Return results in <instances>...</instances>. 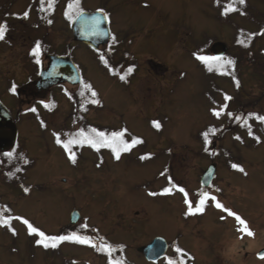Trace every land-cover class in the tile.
<instances>
[{
  "label": "rangeland",
  "instance_id": "rangeland-1",
  "mask_svg": "<svg viewBox=\"0 0 264 264\" xmlns=\"http://www.w3.org/2000/svg\"><path fill=\"white\" fill-rule=\"evenodd\" d=\"M9 1L16 5L8 6ZM225 1L58 2L55 18L47 20L53 21L52 25L47 22L43 32L48 35L52 51L73 56L84 76L83 84L79 89L67 85L63 91L51 89V94L47 93L54 96L53 101L41 105V111L35 107V112L30 110L37 104L33 99L17 101L16 105L4 97L11 109L20 103L21 110L29 107L25 116L12 118L18 136L13 158L24 155L22 163L29 158L32 165L18 187L5 184L0 173V212L6 218L28 220L49 237L79 233L84 237L88 234L96 245H105L106 240L114 246L126 245V258L133 264H150L137 249L155 236H162L171 245L168 257L157 264H169L177 246L189 257L180 256L186 264H264V259L256 256L264 249V135L258 130L254 138L241 128L238 139L251 148L242 145L232 133L215 142L207 140L208 146L199 142H204L202 133L208 126L226 127L239 104L244 115L264 116V60L259 56L264 51V39L256 40L251 47L260 70L256 71L246 63L248 54L234 47L240 38L235 36V29L248 26L243 14L220 18L214 9L215 4ZM28 2L31 0H0V9L6 5L4 10L10 8L6 12L21 13ZM246 2L264 13L258 0ZM69 4H73L72 9ZM100 9L109 15L110 36L107 46L95 53L75 42L71 25L81 11ZM217 41L225 43L227 53L242 63H236V58L226 53L209 70L197 56H212L210 47ZM199 44L203 50L196 52ZM18 51L0 54V72H10L17 83L24 81ZM109 52L114 54L112 67L120 74L128 63L135 62L137 69L124 85L117 81L118 72L97 63L101 57L106 60ZM227 60L234 64H226ZM0 82L3 95L8 83L1 73ZM85 85L90 86V91ZM93 90L101 99V107L87 116L91 129L104 128L110 136L124 132L125 141L136 138L142 143L122 152L119 160L107 152L102 162L90 149L83 148L76 166H71L69 154L56 145V137L63 142L65 136L69 138L79 128L69 130L72 109L68 98L82 91L91 94ZM47 93L35 94L34 98L46 99ZM225 96L234 101L229 103ZM214 111L220 116L213 115ZM154 121L160 123L159 130L153 127ZM214 143L220 150L213 154L216 179L210 190L201 191L199 178L210 163L205 154ZM142 156L146 158L141 160ZM233 164L244 171L234 169ZM177 187L188 193L194 209L200 199L198 193L208 192L216 201H207L202 213L186 215L188 206ZM165 189L172 194H162ZM216 202L239 215L254 236L244 235L241 239L235 218L217 209ZM73 210L80 214L77 228L69 226ZM10 224L15 235L8 227H0V264H105L106 259L96 257L90 245L64 241L58 242L56 248L45 249L36 243L40 237L29 235L20 220L12 219Z\"/></svg>",
  "mask_w": 264,
  "mask_h": 264
},
{
  "label": "trees",
  "instance_id": "trees-1",
  "mask_svg": "<svg viewBox=\"0 0 264 264\" xmlns=\"http://www.w3.org/2000/svg\"><path fill=\"white\" fill-rule=\"evenodd\" d=\"M258 1L262 4V8H264V0H258ZM232 2H233V0H227L225 2L220 3L219 4L220 6L215 4L214 9H217L216 10L217 15H219L220 18L221 17L222 18L227 17L228 14H234L235 13V14H238L240 16H242V14H243L242 18L247 21L248 26L246 28L245 27L241 28L240 26H237V28L235 29V30H237L235 36L240 37V38L238 39V42L236 39L235 42H237V43H235L234 47L237 48L238 50H240L241 52L247 53L248 55H245L247 57V58H245L247 61L246 63L251 65L252 69H255L256 71H260L256 67V64H257L256 57H255L256 52H253L251 50V47H252V44L256 40L264 39V35L259 34L261 32H264V13L261 12V10L259 11L255 6H253V7L250 6L246 2L243 5H240L238 3L234 4V7H236L238 10L235 12H229L227 15H224L223 13L226 10V6ZM248 40L251 41L252 43L248 44L249 43V42H247ZM241 41H243L244 43L241 44ZM191 42L195 43V40L192 38ZM202 50H203L202 45L199 44L196 46V50H195L196 52L202 51ZM195 51H193V49L191 50L192 53H194ZM113 56H114L113 52H109L108 54H105L107 66H109V67H112ZM191 56H193V55L191 54ZM229 56L231 58L232 57L236 58V56L232 53L231 54L229 53ZM259 56L262 57V59L264 60V51H260ZM237 59L238 58L235 59L236 63H239V64L242 63V62H239ZM98 63H99V65H101L103 67H107L105 65V63L101 60V58L99 59ZM234 78L237 79V77H234ZM231 82H233V80ZM262 95H264V93H262ZM68 100H69V105L72 109V111L69 114V118L72 119L70 121L69 130H72L75 126H78L79 128L77 131L74 132L73 135H72V133L69 134V136H70L69 138H67L65 136V139L62 143H67V141L70 139H74V138L78 139V133H80L81 131H83L86 136L93 135L92 129H91L92 124L88 121L87 116H88V114H90V112L96 111L99 107H101L99 104L100 102L98 104L92 103L93 100L99 101L98 95L96 94L95 97H92V95L90 93L87 94L85 91L80 92L76 96H73V95H72V97L70 96L68 98ZM233 101H234V99H232V98L230 100H228L229 103H231ZM236 108L237 109H235L236 112H235L234 117L232 119L228 120L229 123L227 122L226 127H223L221 129H216V128L210 126L209 128H207L205 130V132L208 134V136L211 139H218V138L221 139L222 137L225 136V134L232 133L235 136V138H237V140H239L238 137H240L241 134L239 135L237 133L241 131V128H243L242 130H244L245 133L251 132L254 135V138L256 137L255 133L258 130H259L258 132L261 133V135H264V128L261 131L262 126H264V123H260L258 120H256L254 115L250 116V114H247V115L242 114V112L240 110V108H242V107L240 104L237 105ZM248 108H250V106ZM244 120H247L248 126H245L243 124ZM258 125H259V127H258ZM260 127H261V129H259ZM96 131L103 132V133H105V135L110 136L108 133L105 132L104 128H102V130L98 129ZM239 141H241L242 145L251 148V146L249 144H247L245 141L243 142V139L242 140L240 139ZM56 145L61 146V144H57V143H56ZM70 148H71V152L75 154L76 163L78 161L80 151L83 148L90 149L93 152V154H95L98 157L99 160H102V157L104 156L105 152L111 151V150H109V148H105V147H101L100 150L97 151L87 143H85L83 145L74 144V145L70 146ZM63 151L65 153H67V155L69 154V152H66L64 150V148H63ZM224 152H226V151H224ZM23 156L24 155H22V157H20L19 159H14L13 158V152H12V158L5 159L7 161H0V173H1V176L4 178V179L3 178L2 179L4 180L5 184H7L9 187H12V188H13V186L18 187L19 184L23 183L25 180V174L31 168L32 160H30L29 158L28 159L26 158L27 162L22 163L23 162L22 158H25ZM69 163L71 164V166H76V163H72L71 160L69 161ZM35 188H38V187H35ZM1 207H2V204L0 202V208ZM125 250H126V246L121 245L119 247L111 248L110 254L107 251L102 250V252L99 253V256L100 257L103 256L106 259L107 264H109L110 261H112V264H115L116 261H120L121 264H129L124 257H121L124 254ZM180 256L181 255H178V256L175 255V257L172 258V261L176 262V261L181 260ZM183 256H185V255H183ZM188 258H189L188 256L184 257V259H188Z\"/></svg>",
  "mask_w": 264,
  "mask_h": 264
},
{
  "label": "snow or ice",
  "instance_id": "snow-or-ice-1",
  "mask_svg": "<svg viewBox=\"0 0 264 264\" xmlns=\"http://www.w3.org/2000/svg\"><path fill=\"white\" fill-rule=\"evenodd\" d=\"M75 3L78 5L79 4V0H75ZM236 3H238L240 5H243V4H245V0H233L232 3H230L229 5L226 6V10H225V12L223 14L227 15L229 12L237 11L238 9L236 7H234V4H236ZM53 4H54V0H48V8H51L53 6ZM72 7H73V4H69L68 5L69 9H72ZM98 12L100 13L99 16H96V17L92 18V20L90 22H86V23H88L89 30L94 35H99L100 34V25L102 23H104L105 21H107V19H108L107 15L103 13L102 9L98 10ZM79 15L82 17L84 14L82 12H80ZM27 17H28V12H25L24 13V18H27ZM68 18L71 19V16L69 15ZM6 30H7V25L6 24H0V40H4L5 39ZM259 34L260 35H264V32H261ZM113 39H115V38L113 37ZM241 43H244V42L241 41ZM39 47H40V45L37 44L36 45V49H34V51H33V55L36 54V52L39 49ZM197 59L200 60L205 65H207L209 67V70H211L212 63L221 62V60H222V58H220V57H213V56H197ZM101 60L107 66V61L104 60L103 57H101ZM37 63H39V61H37ZM226 64L233 65L234 61L227 60ZM133 70L134 69L129 68L127 73L125 75H120L119 78L121 80H126V76L131 74V72ZM85 88L90 91V86L85 85ZM13 91H15L14 88H13ZM91 95H92V97H95L96 93L94 91H92ZM230 99H231V97L225 96V100H230ZM92 103L98 104L99 101L98 100H93ZM30 110L32 112L36 111L35 108L30 109ZM220 114L221 113L218 112V111H214L213 112V115H215L217 117H219ZM229 115H231V113H229ZM252 115H254V114H250V116H252ZM255 119L258 120L260 123H264V116H255ZM243 124L245 126H248L247 125V120H244ZM153 127L156 128L157 130H159L161 125H160V123L158 121H154L153 122ZM92 133H93V135L86 136L85 133L83 131H81L80 133H78V139L77 138L70 139V140L67 141V143H62L60 137L57 136L56 137V143L57 144H61V146L64 148V150L66 152H69V159L71 160L72 163H76L75 154L71 152V148H70V146H72L74 144L83 145V144L87 143V144H89L92 148H94L97 151H99L101 147L109 148L114 153L115 158L117 160H119L122 152H128L135 145H137L139 143H142V141H140V140H138L136 138H133L131 140V142L125 141L123 139L124 132L112 133L111 136H107V135H105V133L99 132V131H96L95 129H93ZM249 135H251V132H249ZM204 136H205V142L207 143L208 134L205 133ZM6 155L9 158L12 157V153L11 152L6 153ZM145 158L146 157H143V156L140 157L141 160H143ZM232 167L234 169H237V170L241 171V172L244 171L243 168L239 167L236 164H233ZM25 191L27 192L28 190L25 189ZM178 191L183 193V195H184V203L188 206V212L186 213V215H194L196 213H202L203 210H204V207L206 206V202L207 201H209V200L216 201V197L209 195L208 192L198 193V196L200 197V199L198 201V206L194 209L192 202L188 199V193L183 188H178ZM162 194H172V193H171L170 189H165ZM150 195H155V193H150ZM215 207L217 209H220L223 212H226L227 216L235 218V220L237 222V225H238L237 226V231L242 233V235L240 237L241 239L244 238V235H247L248 237H253L254 236V233L248 228L246 222L239 215L235 214L230 209L225 208L219 202L215 203ZM223 218L224 217H221V219H223ZM12 219L20 220L24 225H26L29 235L35 234L38 237H40V239H38L36 241V243L38 245H42L45 249H47L49 247L56 248L58 246V242H64V241L74 242V243H78V244H82V245L86 244V245H90L92 247H97V245L95 243H93L92 241H90L87 237L81 236V235L76 234V233H73L71 236H58V237L46 236L44 232L39 231L38 229L33 227L32 224L28 220L23 219L21 217H11V216H8L6 218L3 215V212H0V227H8L9 230L12 231L13 235H15L16 233H15V230L11 228L10 221ZM99 247H100L101 250H104L105 248H107L108 249V253L109 254L111 253L110 246L100 245ZM176 251L181 256L185 255L182 252V250L179 249V248H177ZM259 258L260 259H264V254H261ZM109 264H112V261H110ZM115 264H121V262L120 261H116ZM169 264H186V262L183 259H181V260L176 261V262L169 261Z\"/></svg>",
  "mask_w": 264,
  "mask_h": 264
},
{
  "label": "flooded vegetation",
  "instance_id": "flooded-vegetation-1",
  "mask_svg": "<svg viewBox=\"0 0 264 264\" xmlns=\"http://www.w3.org/2000/svg\"><path fill=\"white\" fill-rule=\"evenodd\" d=\"M6 4H8V6L13 4L14 6L16 5V2L13 3L12 1H9V3L7 2ZM5 7L6 5L0 9V24L7 25L5 39L0 40V54L5 55L10 52L12 53L18 51L20 48L18 51L20 53L19 69L24 80L23 82L17 83L14 76L10 77V72L6 74L0 72L3 74L5 82L8 83V87L5 88L3 95H0V102L5 106L14 119L15 115L21 116V113L25 111V108H23L24 110H21L20 107L23 104L19 102L20 106L11 109L8 103L5 102L4 97L10 99L12 102L14 100L15 104L20 100L21 102H29L32 99L38 102L41 101L42 99L34 98L35 94L47 93L39 90L37 87L39 73L42 69L46 68L49 61V55H61V53L52 51L50 46L51 43L47 42L46 39L48 38V35L43 32L47 23V17L48 19L55 18V16L50 14L51 10L48 13H45L43 9L40 10L38 7L30 8L29 4H26L21 10V13L11 14L6 12L7 10H10V8L8 7L4 10ZM25 12H28L27 18H24ZM48 24L51 26L52 22H48ZM37 44H39L40 47L36 54L33 55V51L36 49ZM44 45L49 46L44 47ZM37 61H39V63H37ZM13 88L15 91H13ZM7 134L8 131L0 130V135L6 136Z\"/></svg>",
  "mask_w": 264,
  "mask_h": 264
},
{
  "label": "water",
  "instance_id": "water-1",
  "mask_svg": "<svg viewBox=\"0 0 264 264\" xmlns=\"http://www.w3.org/2000/svg\"><path fill=\"white\" fill-rule=\"evenodd\" d=\"M83 16L78 15L73 22V38L76 42L83 43L94 50H98L100 46L107 44L110 36L108 29V20L100 25V34L94 35L88 27V23L92 18L99 16V12L87 13L83 12ZM228 51V46L225 43L216 42L211 45L210 52L214 57H222ZM62 82H67L71 85H78L81 82L79 73L74 64L65 58L53 57L48 69L41 74L39 81L42 88L53 86ZM0 110L4 111L3 116H0V129H9L7 137L0 136V151L14 147L16 140V128L9 114L0 106ZM0 111V112H1ZM216 165L211 164L202 174L200 185L202 188H208L215 176ZM80 216L77 211H74L70 216V223L78 222ZM167 251V243L162 238L153 239L148 245L140 247L137 252L144 256L147 261L156 262L163 258ZM264 254V250L258 253V257Z\"/></svg>",
  "mask_w": 264,
  "mask_h": 264
},
{
  "label": "bare ground",
  "instance_id": "bare-ground-1",
  "mask_svg": "<svg viewBox=\"0 0 264 264\" xmlns=\"http://www.w3.org/2000/svg\"><path fill=\"white\" fill-rule=\"evenodd\" d=\"M46 89L47 90H49L50 91V88L49 87H46ZM1 111V110H0ZM2 113V112H1ZM0 116H3V115H0ZM10 116V118H12V116L11 115H9ZM4 129H7V128H4ZM7 130H9V129H7ZM1 137H7L8 136V134L6 135V136H2V135H0Z\"/></svg>",
  "mask_w": 264,
  "mask_h": 264
}]
</instances>
